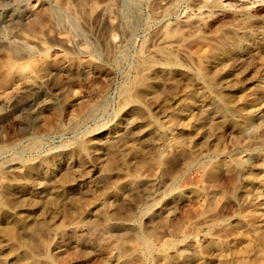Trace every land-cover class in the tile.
Instances as JSON below:
<instances>
[{"label":"rangeland","instance_id":"374dc122","mask_svg":"<svg viewBox=\"0 0 264 264\" xmlns=\"http://www.w3.org/2000/svg\"><path fill=\"white\" fill-rule=\"evenodd\" d=\"M9 50L0 264H264V0H0Z\"/></svg>","mask_w":264,"mask_h":264},{"label":"bare ground","instance_id":"6f19581e","mask_svg":"<svg viewBox=\"0 0 264 264\" xmlns=\"http://www.w3.org/2000/svg\"><path fill=\"white\" fill-rule=\"evenodd\" d=\"M221 2V1H220ZM88 4V3H87ZM236 5V4H235ZM79 9V8H78ZM220 10V9H219ZM201 14V13H200ZM192 16V15H191ZM196 16V15H195ZM188 17V16H187ZM183 20V19H182ZM191 19L184 18L182 21L183 24L189 23ZM203 21V20H202ZM39 21L35 20L34 25H39ZM173 26V24H172ZM168 27V26H167ZM169 30V29H168ZM167 30V31H168ZM169 30L168 32H170ZM173 32V31H172ZM167 33V32H166ZM171 33V32H170ZM176 33V32H175ZM170 37V36H169ZM19 38V37H18ZM60 40V39H59ZM27 41V40H26ZM28 42V41H27ZM115 43V42H114ZM10 49V48H8ZM112 51V50H111ZM7 55L3 61L0 62V90L3 91L7 88H10L14 82L17 81H25L29 82L31 80L36 79L42 71L46 69L48 66V55L50 54L48 50H45V54L41 57H33L31 55L27 56H18L17 53L13 50L7 51ZM25 58V59H24ZM24 59L21 62L18 60ZM193 59V58H192ZM15 86V84H14ZM13 86V87H14ZM12 87V89H13ZM11 89V90H12ZM8 91V90H7ZM98 126V125H97ZM35 143V142H34ZM32 145V144H31ZM34 146V145H33ZM1 148V147H0ZM150 150V149H149ZM175 150V149H174ZM155 152V151H154ZM155 156V155H154ZM194 156V155H193ZM166 159V158H165ZM137 173V172H136ZM233 178V177H232ZM201 182V181H200ZM72 221V220H71ZM108 226V225H107ZM44 225L42 222H36L28 225L26 227V232L24 235V239L22 241L29 242L35 240L34 238L38 236L37 231L43 230ZM106 227V226H105ZM46 228V227H45ZM62 228V226H61ZM53 229V228H52ZM7 234L12 235V232L9 231ZM37 235V236H36ZM11 237V236H10ZM13 237H16L13 235ZM12 239V237H11ZM13 240V239H12ZM19 243V242H18ZM113 243V242H112ZM142 243V242H141ZM29 244V243H28ZM148 246V245H147ZM149 248V247H148ZM43 251V250H42Z\"/></svg>","mask_w":264,"mask_h":264}]
</instances>
